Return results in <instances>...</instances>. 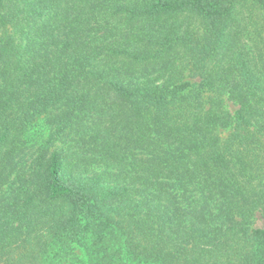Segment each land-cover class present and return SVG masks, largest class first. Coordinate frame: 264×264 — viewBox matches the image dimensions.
Segmentation results:
<instances>
[{
	"label": "trees",
	"instance_id": "1",
	"mask_svg": "<svg viewBox=\"0 0 264 264\" xmlns=\"http://www.w3.org/2000/svg\"><path fill=\"white\" fill-rule=\"evenodd\" d=\"M0 264H264V0H0Z\"/></svg>",
	"mask_w": 264,
	"mask_h": 264
},
{
	"label": "rangeland",
	"instance_id": "2",
	"mask_svg": "<svg viewBox=\"0 0 264 264\" xmlns=\"http://www.w3.org/2000/svg\"><path fill=\"white\" fill-rule=\"evenodd\" d=\"M227 108L233 112L235 109H236V105H234L231 101H227ZM44 131L47 132V129H45ZM228 133V130L225 129L223 130L222 134L225 136L226 134ZM262 225V220L259 216V214H257V218H256V221H255V226H261Z\"/></svg>",
	"mask_w": 264,
	"mask_h": 264
}]
</instances>
